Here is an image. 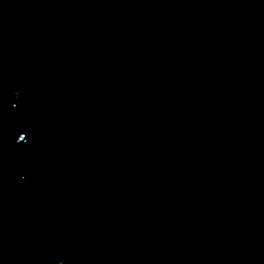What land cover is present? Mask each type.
<instances>
[{
  "label": "water",
  "instance_id": "obj_1",
  "mask_svg": "<svg viewBox=\"0 0 264 264\" xmlns=\"http://www.w3.org/2000/svg\"><path fill=\"white\" fill-rule=\"evenodd\" d=\"M0 264H264V0H0Z\"/></svg>",
  "mask_w": 264,
  "mask_h": 264
}]
</instances>
